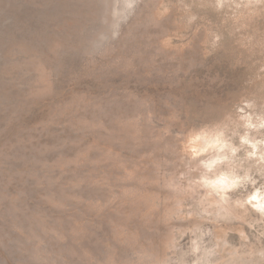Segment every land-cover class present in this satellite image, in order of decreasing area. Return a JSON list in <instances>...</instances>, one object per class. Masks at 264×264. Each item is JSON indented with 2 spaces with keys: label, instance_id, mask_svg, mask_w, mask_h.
I'll return each mask as SVG.
<instances>
[{
  "label": "rangeland",
  "instance_id": "1",
  "mask_svg": "<svg viewBox=\"0 0 264 264\" xmlns=\"http://www.w3.org/2000/svg\"><path fill=\"white\" fill-rule=\"evenodd\" d=\"M264 0H0V264H264Z\"/></svg>",
  "mask_w": 264,
  "mask_h": 264
},
{
  "label": "clouds",
  "instance_id": "2",
  "mask_svg": "<svg viewBox=\"0 0 264 264\" xmlns=\"http://www.w3.org/2000/svg\"><path fill=\"white\" fill-rule=\"evenodd\" d=\"M258 194L260 195L261 201H264V191H261ZM261 211H264V209H261Z\"/></svg>",
  "mask_w": 264,
  "mask_h": 264
}]
</instances>
